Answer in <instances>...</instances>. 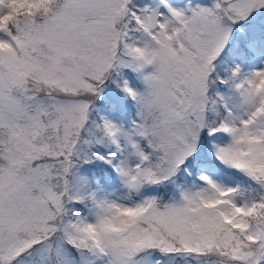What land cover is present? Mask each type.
I'll return each instance as SVG.
<instances>
[{
  "label": "snow or ice",
  "instance_id": "snow-or-ice-1",
  "mask_svg": "<svg viewBox=\"0 0 264 264\" xmlns=\"http://www.w3.org/2000/svg\"><path fill=\"white\" fill-rule=\"evenodd\" d=\"M0 264H264V0H0Z\"/></svg>",
  "mask_w": 264,
  "mask_h": 264
}]
</instances>
